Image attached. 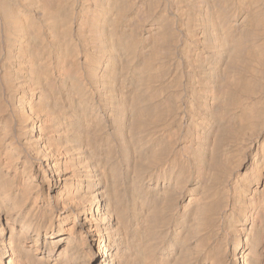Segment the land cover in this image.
Returning <instances> with one entry per match:
<instances>
[{
	"label": "bare ground",
	"instance_id": "obj_1",
	"mask_svg": "<svg viewBox=\"0 0 264 264\" xmlns=\"http://www.w3.org/2000/svg\"><path fill=\"white\" fill-rule=\"evenodd\" d=\"M0 264H264V0H0Z\"/></svg>",
	"mask_w": 264,
	"mask_h": 264
}]
</instances>
